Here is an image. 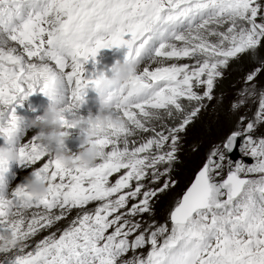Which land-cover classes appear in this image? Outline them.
I'll list each match as a JSON object with an SVG mask.
<instances>
[{
    "label": "snow or ice",
    "instance_id": "obj_1",
    "mask_svg": "<svg viewBox=\"0 0 264 264\" xmlns=\"http://www.w3.org/2000/svg\"><path fill=\"white\" fill-rule=\"evenodd\" d=\"M113 47L139 63L130 90L113 94L126 127L97 138L93 166L67 167L42 137L21 133L16 108L52 89L73 129L99 75L85 78L84 65ZM233 66L242 87L229 111L257 106L210 147L159 221L186 135L209 102L222 103L215 89ZM261 77L264 0H0V140L49 189L33 199L0 175V264H264Z\"/></svg>",
    "mask_w": 264,
    "mask_h": 264
},
{
    "label": "clouds",
    "instance_id": "obj_2",
    "mask_svg": "<svg viewBox=\"0 0 264 264\" xmlns=\"http://www.w3.org/2000/svg\"><path fill=\"white\" fill-rule=\"evenodd\" d=\"M138 70V61L123 58L122 61H117L111 66L110 74L99 73L97 82L93 86V90L99 98L95 114L89 112L87 116L77 115L72 120L73 129L79 130L80 149L78 152L70 153L65 148V142L70 135L64 128L62 119L65 107L52 89L47 96L50 103L42 115L28 120V128L36 130L35 134L42 137L43 142L53 150L55 156L65 166L75 167L77 164L81 168L93 166L102 152L101 147L96 143L97 138L108 131L109 125L126 127V122L114 111L113 94L127 93ZM18 160V151L10 142L0 145V175H4L9 170V166L12 163H17ZM24 184L28 195L33 199L44 198L48 194V186L40 176L28 175L24 178ZM2 240L3 243H11L13 238L10 235H5Z\"/></svg>",
    "mask_w": 264,
    "mask_h": 264
},
{
    "label": "rangeland",
    "instance_id": "obj_3",
    "mask_svg": "<svg viewBox=\"0 0 264 264\" xmlns=\"http://www.w3.org/2000/svg\"><path fill=\"white\" fill-rule=\"evenodd\" d=\"M242 74L243 73L236 67L231 68V70H225L224 75L220 79H228V83L225 84L219 93H215L218 97L222 96V103L217 104L215 100L209 102L207 109L202 111V123L197 126H192L189 129L183 142L182 150L179 153V160H185V163L180 167L179 171H176L175 173L176 178L180 182L179 186L174 189L173 192L162 195L160 200L157 202V220H164L173 195L180 192L184 188L186 183L192 178L197 167L203 161L207 151L231 129L237 116H252L258 103L255 99H250L248 103L242 106L236 113L229 111L230 103L238 99L237 92L242 87V81L240 79ZM261 86H264V77H261L259 81L258 87ZM28 106L30 105H27V107ZM38 111L39 107L36 105V111L33 112L34 114H38ZM261 131H264V129ZM194 144L199 145L198 151L192 150L191 146ZM71 148L72 145H69V148H66V150L69 152V149ZM17 166L18 163H12L9 166V170L4 174L7 183L10 184L15 179L16 169L18 168ZM40 238L42 237H37L36 240Z\"/></svg>",
    "mask_w": 264,
    "mask_h": 264
},
{
    "label": "bare ground",
    "instance_id": "obj_4",
    "mask_svg": "<svg viewBox=\"0 0 264 264\" xmlns=\"http://www.w3.org/2000/svg\"><path fill=\"white\" fill-rule=\"evenodd\" d=\"M127 52V49L125 47H113L111 49H101L98 53V55L95 58V63L90 59L85 65V72L84 76L85 78H88L89 76H95L96 74L100 72H105L110 74L109 69L111 66L117 62L122 61L125 54ZM235 68V66H233ZM231 67V68H233ZM229 68V70H231ZM228 83V79H220L219 83L215 89V93H219L220 90L225 86V84ZM50 103L47 96L43 95L42 93L36 92L30 95L27 99H25L20 105L16 108V115L19 118L20 122V129L21 133H24L28 136H31L35 134V129H29L27 126V122L30 119H33L37 116H40L43 114L44 109L47 107V105ZM63 103H67V100H65ZM39 107V113L34 114L36 111V105ZM27 105H30L27 107ZM35 105V107H34ZM99 105V98L96 94V92L93 90V88H88L86 90V95L84 97V103L81 106V108L78 111V115L81 116H87L89 112L95 114L97 108ZM34 111V112H33ZM205 116V115H204ZM202 112L200 114L199 119L193 124V126H197L198 124L202 123ZM69 138L65 142V148H69V145H72V148L69 149L70 153H76L80 149V136H79V130L78 129H69ZM3 140H0V145H3ZM185 163V160H179L178 166L176 168V171H179L180 167L183 166ZM17 165V164H16ZM14 166V164H13ZM16 169V177L13 180V182L10 183L12 187H15L17 184L23 183L24 178L31 174L32 169L24 167L22 165L17 166ZM5 176V175H4ZM46 233H40L37 237H42ZM35 237V239L37 238Z\"/></svg>",
    "mask_w": 264,
    "mask_h": 264
},
{
    "label": "water",
    "instance_id": "obj_5",
    "mask_svg": "<svg viewBox=\"0 0 264 264\" xmlns=\"http://www.w3.org/2000/svg\"><path fill=\"white\" fill-rule=\"evenodd\" d=\"M233 158L234 159L240 158L239 154L238 153H233ZM243 159L245 160V162H250L249 158H247V157H244Z\"/></svg>",
    "mask_w": 264,
    "mask_h": 264
}]
</instances>
